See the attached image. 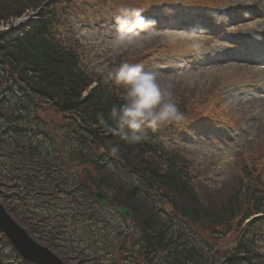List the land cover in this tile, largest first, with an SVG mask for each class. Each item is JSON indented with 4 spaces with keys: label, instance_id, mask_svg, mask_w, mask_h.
<instances>
[{
    "label": "rangeland",
    "instance_id": "374dc122",
    "mask_svg": "<svg viewBox=\"0 0 264 264\" xmlns=\"http://www.w3.org/2000/svg\"><path fill=\"white\" fill-rule=\"evenodd\" d=\"M205 1L72 0L58 8L62 17L57 18L61 19L58 32L63 33L62 41L75 46L81 58H85L86 69L90 68L95 77L107 74V70L118 67L119 63H142L146 71L156 74L162 86H170L175 103L183 105L186 113L178 126L162 127L173 132L172 139L164 137L163 142L181 160L191 162L189 170L200 201L207 208L217 210L236 190L238 181H247L246 172H251L250 184H259L264 196V69L251 62L241 64L244 67L230 65L235 56L246 57L242 53H250L248 38L252 39L257 30L264 28V0H226L223 7L216 8L215 14L231 7L228 10L239 9L250 17L233 24L221 19L226 23L223 25L218 24L215 14L189 9L190 3ZM211 1L216 5L218 0ZM123 7L140 8L146 18L155 21L139 38L142 42L138 46L115 47V16ZM30 14L29 11L26 18ZM10 24L14 26L15 21ZM243 81L250 82L255 90L245 84L235 93L226 92ZM0 86V100H3L7 95V92L1 95L3 81ZM16 97L10 98L11 103ZM9 112L2 103L1 115L6 117ZM70 119V115L61 114L48 104L37 105L31 118L33 123L24 126L30 130L38 128L41 138L37 137V146L49 155L10 161L5 158L7 149H1L0 203L15 211L24 222L23 227L30 228L35 241L41 242L42 237L62 252L58 255L65 264H166L167 254L162 251L151 254L149 262L140 255L142 235L134 220L126 221L116 212L118 202L126 199L123 194L135 183L134 177L121 163H114V170L111 169V162L109 175L102 176L105 187L95 189L92 186L97 176L95 166L88 164L86 158L101 163V157L106 162L109 157L105 149L91 148L82 152L83 158H78L77 134ZM191 119L220 128L191 126L180 131ZM218 142L219 145L213 144ZM131 160L135 159L131 157ZM12 168L15 170L12 174L3 170ZM13 179H18V185ZM94 192L105 197V209L94 201ZM135 203L144 213L156 218V226L177 233L181 225L179 216L163 202L160 191L142 189ZM248 224L239 228L237 219L228 228L210 227L206 223L182 224L179 241L195 244L202 258L209 255L218 260L232 252L235 242L241 239V231L246 230L244 235L253 233ZM254 231L260 238L257 248L264 254V237H261L264 222ZM0 252L9 261L17 262L1 236Z\"/></svg>",
    "mask_w": 264,
    "mask_h": 264
},
{
    "label": "trees",
    "instance_id": "16d2710c",
    "mask_svg": "<svg viewBox=\"0 0 264 264\" xmlns=\"http://www.w3.org/2000/svg\"><path fill=\"white\" fill-rule=\"evenodd\" d=\"M47 1L49 5L44 6L39 20L31 26L22 39L8 44L0 40V83L3 81L4 85L2 90L4 93L12 94L19 91L22 99L19 104H14L15 107L12 109L14 113L4 117L6 127L1 146L7 149L6 158L10 161L15 159L24 161L26 156L49 155L47 150L43 152L40 146H37L39 143L37 137L41 138L40 133L37 132L38 128L32 127L30 130L19 123L28 120V115H32L29 112L34 110L37 101L47 103L55 111L71 116L70 123L77 134L75 143L76 148H79L78 158L84 157L82 152L85 149L106 150L105 155L109 157L107 162L103 157L100 158L101 163L86 158L88 164L95 166L97 176L92 180L95 189L100 190L105 187L102 176L109 175L111 162L112 166L116 162L121 163L122 168L128 169L131 177H134L135 183L130 184L129 191L123 194L126 199L118 202V205L127 207L135 215L134 221L143 241L140 255L147 262L151 260V254L155 251H162L167 254L164 259L166 264H242L243 257H250L263 263L255 247L260 239L254 230L257 229V225L260 226L264 222V218L248 225V228L253 230L252 234L244 235L246 230L241 231V239L235 242L232 252L224 254L218 260H214L209 255L202 258L195 244L188 245L184 241H179L182 224L206 223L210 227L228 228L229 223L237 219L240 228L250 216L264 214L263 190L259 184L255 186L250 184L253 180L250 176L251 172H246L247 181H238L236 190L220 208L217 210L207 208L200 201L194 187V177L189 170V162L185 159L181 160L175 152L162 146L156 140L155 134H149L152 133L151 130L144 142L129 145L117 134L99 125L97 114L102 112L107 118L113 105L119 106L124 102L123 94L120 93L123 91L118 90L112 85L111 80L106 79L107 74L98 77L92 75L91 69L85 67V58H81L75 46L62 41L63 37L52 32L55 16L50 15L51 8L55 3H62L63 0H0V21L20 16L27 9L34 11ZM83 92L86 93L83 95ZM177 106L181 112L186 113L183 105L177 104ZM109 144L120 145L119 157L109 154L107 150ZM131 157L135 159L133 162ZM111 169L114 170V166ZM13 180L18 185V179ZM119 189L121 191L120 187ZM142 189L161 192L163 202L169 204L179 216L181 225L177 228V233L168 227L156 226L158 225L156 218L144 213L136 203L134 205L136 196L142 192ZM7 210L21 226L24 225L14 210L12 212L9 207ZM27 231L32 235L29 229ZM39 240L56 254H63L56 247L54 248L53 244H47L42 237ZM16 261V263L11 262L0 255V264H25L18 259Z\"/></svg>",
    "mask_w": 264,
    "mask_h": 264
},
{
    "label": "clouds",
    "instance_id": "9594fccd",
    "mask_svg": "<svg viewBox=\"0 0 264 264\" xmlns=\"http://www.w3.org/2000/svg\"><path fill=\"white\" fill-rule=\"evenodd\" d=\"M143 10L123 7L115 16V47H134L141 44L142 34L151 29L155 21L146 18ZM107 80L123 89V103L113 105L105 118L97 114L100 126L117 134L122 141L136 145L147 139V131L178 126L185 120L184 113L173 99L169 87L162 86L156 74L146 71L142 63L119 64L107 70ZM111 156L119 157V144L107 145Z\"/></svg>",
    "mask_w": 264,
    "mask_h": 264
},
{
    "label": "water",
    "instance_id": "95a60500",
    "mask_svg": "<svg viewBox=\"0 0 264 264\" xmlns=\"http://www.w3.org/2000/svg\"><path fill=\"white\" fill-rule=\"evenodd\" d=\"M94 199L101 207L105 206L100 193H95ZM126 219H129V213L119 208ZM0 233L6 238L12 249L18 256L30 264H64L54 253L46 247L35 242L17 223L7 214L0 204Z\"/></svg>",
    "mask_w": 264,
    "mask_h": 264
},
{
    "label": "bare ground",
    "instance_id": "6f19581e",
    "mask_svg": "<svg viewBox=\"0 0 264 264\" xmlns=\"http://www.w3.org/2000/svg\"><path fill=\"white\" fill-rule=\"evenodd\" d=\"M22 21L24 22V20H22ZM17 24H19V22H18ZM4 28H7V27H4ZM261 31H263V32H264V29H261Z\"/></svg>",
    "mask_w": 264,
    "mask_h": 264
}]
</instances>
